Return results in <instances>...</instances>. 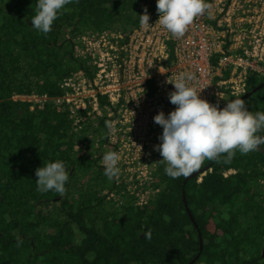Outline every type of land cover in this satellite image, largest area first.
Returning a JSON list of instances; mask_svg holds the SVG:
<instances>
[{
  "label": "trees",
  "instance_id": "1",
  "mask_svg": "<svg viewBox=\"0 0 264 264\" xmlns=\"http://www.w3.org/2000/svg\"><path fill=\"white\" fill-rule=\"evenodd\" d=\"M36 2L0 0V264H264V145L205 159L201 173L175 179L157 160L152 179L134 180L131 191L124 165L118 177L104 175L102 156L117 149L105 112L81 109L76 127L68 104L53 99L69 89L66 76L92 78L91 57L75 55L76 35L127 32L148 12L145 0H70L46 34L30 23ZM263 80L250 73L246 92ZM31 93L50 99L30 108L13 98ZM242 99L264 112V84ZM55 160L69 170L65 192L38 191L35 169Z\"/></svg>",
  "mask_w": 264,
  "mask_h": 264
},
{
  "label": "built area",
  "instance_id": "2",
  "mask_svg": "<svg viewBox=\"0 0 264 264\" xmlns=\"http://www.w3.org/2000/svg\"><path fill=\"white\" fill-rule=\"evenodd\" d=\"M145 2L147 28L139 23L127 32L104 30L78 36L75 55L91 57L92 78L82 70L66 76L62 85L69 89L53 98L68 104L75 124L82 119L81 109L88 107L86 114L91 117L104 111L108 142L110 136L122 140L124 132L128 138L119 147L130 146L123 148L130 153L145 150L125 160L138 166L134 173L138 183L152 179L150 166L161 156L153 145L159 143L162 127L153 115L158 110L167 115L175 107L167 96L174 85L165 82L166 77L174 80L182 72L193 73L189 85L202 88L198 94L211 103L219 101L220 106L245 94L250 73L264 76V0H205L208 8L178 38L159 24L156 0ZM14 96L30 102V108L42 107L50 99L37 93ZM102 96L109 103H101ZM145 194H138L139 203Z\"/></svg>",
  "mask_w": 264,
  "mask_h": 264
},
{
  "label": "clouds",
  "instance_id": "3",
  "mask_svg": "<svg viewBox=\"0 0 264 264\" xmlns=\"http://www.w3.org/2000/svg\"><path fill=\"white\" fill-rule=\"evenodd\" d=\"M69 2L37 0L31 25L39 32H50L58 13ZM208 6L205 0H156L157 20L172 36L182 37L194 18ZM139 23L146 28L150 24L146 8L139 15ZM192 79L194 75L191 72H182L174 80L166 77L165 82L174 85L167 96L175 107L167 115L163 110L153 115V121L162 127L158 134L159 143L154 144L153 149L160 153L159 160L166 165L165 174L174 179L199 169L205 159L216 160L226 153L230 160L237 150L247 154L261 150L259 146L264 145V135H258L264 131V112L249 111L242 98L226 101L219 95L226 103L222 107L219 101L211 103L198 94L202 88L197 90L189 85L188 81ZM102 161L104 175L109 180L119 176L120 156L117 152H105ZM35 176L38 191L52 190L63 194L69 170L64 161L55 160L37 167ZM143 235L151 239L152 234L148 230Z\"/></svg>",
  "mask_w": 264,
  "mask_h": 264
},
{
  "label": "rangeland",
  "instance_id": "4",
  "mask_svg": "<svg viewBox=\"0 0 264 264\" xmlns=\"http://www.w3.org/2000/svg\"><path fill=\"white\" fill-rule=\"evenodd\" d=\"M78 36L79 35H76L75 40H77ZM13 97L16 98V96H13ZM75 126L76 127H80L79 122H78V124H75ZM121 134L124 136V137H121L122 140H120L118 137L110 136V141L108 142V144H109V146L115 145V146H117V148H119V149H117L116 152L120 156V162H123L122 165H120V162H119V167L121 168L123 166V164H124V166L122 168V171L127 172L126 173V175H127V182H128L127 188H129L131 191H136L135 190L136 189V183L134 181L136 179L134 178L135 177V174L134 173L137 172L138 169H135V168H137L138 166L136 165V167H135V163L134 164H127L125 162V160L133 159L132 156H134V155L137 156V155L141 154V152L142 153L145 152V150H140V151H137V152H133L134 153L133 154V153H130L129 150L123 149L125 147H130V146L119 147V146H122V144L125 142V139L128 138V134L126 136H125V133L124 132H121ZM135 143H137V142L135 141ZM137 184L139 185L140 183H138V181H137ZM139 193H141V192H138V194ZM109 196L112 197L113 194H110Z\"/></svg>",
  "mask_w": 264,
  "mask_h": 264
},
{
  "label": "water",
  "instance_id": "5",
  "mask_svg": "<svg viewBox=\"0 0 264 264\" xmlns=\"http://www.w3.org/2000/svg\"><path fill=\"white\" fill-rule=\"evenodd\" d=\"M262 84H264V80L261 82V83H259L256 87H254L253 89H251L249 92H246L245 94H243L242 96H240L239 98H244V97H246V96H248V95H250V94H252L253 92H255ZM233 99H236V98H233ZM232 100V99H231ZM225 104V103H224ZM223 104V105H224ZM223 105H221L220 107H222ZM204 169H206V167H203L202 169H199V170H197V171H194L193 173H191L190 174V176H193V175H195V174H197V173H201ZM182 197H183V203H184V206H185V208H186V210H187V212H188V215H189V217H190V219L193 221V223L195 224V226H196V222L194 221V219H193V215H192V213L190 212V210H189V208L187 207V203H186V200H185V196H184V193H182ZM199 241H200V245H199V249L201 248V238H200V236H199ZM191 262H188V264H190Z\"/></svg>",
  "mask_w": 264,
  "mask_h": 264
}]
</instances>
